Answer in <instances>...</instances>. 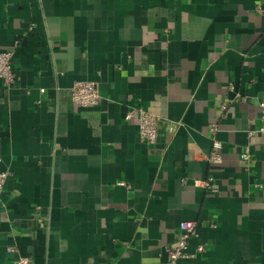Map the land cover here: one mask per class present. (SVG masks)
<instances>
[{
    "label": "crops",
    "instance_id": "0c3cea01",
    "mask_svg": "<svg viewBox=\"0 0 264 264\" xmlns=\"http://www.w3.org/2000/svg\"><path fill=\"white\" fill-rule=\"evenodd\" d=\"M0 50V264H162L182 222L180 264H264V0H0Z\"/></svg>",
    "mask_w": 264,
    "mask_h": 264
},
{
    "label": "built area",
    "instance_id": "2783aa9c",
    "mask_svg": "<svg viewBox=\"0 0 264 264\" xmlns=\"http://www.w3.org/2000/svg\"><path fill=\"white\" fill-rule=\"evenodd\" d=\"M12 51L0 50V81L9 86L14 81V73L12 70ZM44 92V89L41 90ZM70 98L76 105L80 107H92L100 102V94L98 85L93 81H77L70 89ZM260 122L261 126L259 131L264 134V103L260 104ZM138 118L139 132L141 140L145 143H154L157 140L158 135V117L145 109L136 108L127 112L125 116L126 121H132L135 117ZM211 131L216 133V127H212ZM220 149L221 144L216 140L213 142V151L208 158L212 162L220 161ZM242 158L248 162L250 160L249 150L247 149ZM1 161V159H0ZM8 174L0 171V197L2 195L4 185ZM195 234V225L182 222L179 226V232L177 234V241L175 245L165 248L166 261L162 264H180L182 259L196 258L198 255L205 252L204 245L196 246L194 251H189L190 239ZM8 251H12L9 249ZM17 264H28L27 259H21L17 261Z\"/></svg>",
    "mask_w": 264,
    "mask_h": 264
}]
</instances>
